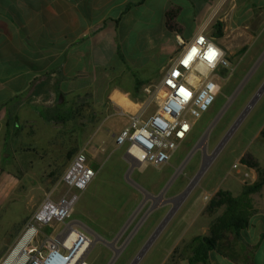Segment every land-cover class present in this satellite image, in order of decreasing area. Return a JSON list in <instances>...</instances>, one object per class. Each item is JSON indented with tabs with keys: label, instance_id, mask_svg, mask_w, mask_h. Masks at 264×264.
<instances>
[{
	"label": "rangeland",
	"instance_id": "1",
	"mask_svg": "<svg viewBox=\"0 0 264 264\" xmlns=\"http://www.w3.org/2000/svg\"><path fill=\"white\" fill-rule=\"evenodd\" d=\"M230 1L224 8L234 16L248 8L239 0L235 4ZM175 2L150 0L132 8L119 23L116 20L121 14H114V21H106L105 26L100 22L82 39L81 51L72 59L71 51L62 55L64 73L75 77L69 79L76 84L68 83V90L63 91L59 89L62 84H55L56 74L38 84L35 91L46 92L53 99L50 114L57 115L60 111L68 116L79 107L81 117L78 115L77 120L84 121L87 127L80 123L74 127L70 120L64 124L52 116L55 128L34 127L35 134L41 128L47 130L41 143L45 147L34 148L17 161L2 162L9 174L3 180L0 175V264L51 192L56 197L77 193L78 201L65 221L39 226L33 244L42 243L62 230L65 236L74 229L91 239L81 264H90V257H95L96 264L104 260L110 264L113 257L111 264H190L175 250L194 234L211 233L212 224L226 209V205L209 209L212 199L218 197L217 192L226 189L237 195L244 184L264 177V12H245L242 15L246 18L242 19L222 18L226 11L222 14L217 11L219 0ZM175 5L182 7L175 21L179 27L185 23L181 33L187 40L196 32L198 23L207 20L214 35L215 23L223 22V34L214 36L226 49L230 67L220 70V92L210 108L194 119L192 132L174 151L170 162L148 165L142 170L130 160L128 145H120L116 140L129 124L132 113L115 107L106 98L119 87L132 92L135 99L133 94L131 99L141 105L145 86L160 82L180 50L176 31L166 27V11ZM52 24L56 29L51 33L57 37L63 25L58 21ZM243 47L246 50L242 51ZM93 78L95 85L87 84ZM139 79L145 85L138 95ZM96 88L101 100L90 95ZM92 111L98 119L94 124L84 118ZM37 140L35 136L36 147ZM55 142H59L60 148L50 151ZM74 148L75 152L85 148L91 165L97 169L96 177L84 191L70 189L60 182L72 159L67 158V153ZM250 202L253 207L264 204V186L250 196ZM256 213L263 218L264 209ZM231 241L218 245L222 262L251 264L257 249L253 248L250 236L242 231L239 237L232 236ZM31 244L32 241L29 249ZM258 246H264V240Z\"/></svg>",
	"mask_w": 264,
	"mask_h": 264
},
{
	"label": "crops",
	"instance_id": "2",
	"mask_svg": "<svg viewBox=\"0 0 264 264\" xmlns=\"http://www.w3.org/2000/svg\"><path fill=\"white\" fill-rule=\"evenodd\" d=\"M149 1L0 0V175L2 180L6 179L9 174L7 167L2 165L3 161L5 163L11 160L17 161L21 157L31 154L32 149L45 147L41 143L47 130L41 128L42 130L39 129L35 134L34 127L36 125L39 128L41 126L55 128L52 127V119H54L52 116L55 117V115L50 114L51 111L48 112L50 106H52L51 100L53 99L49 98L46 92L35 91L39 86L38 84L44 83V78L49 79L50 76L55 74V84H62L59 89L63 91L68 90V83L73 84L72 82H76L69 79L75 77L66 76L65 73L63 75L58 69L51 71V68L59 67V64L51 67V57H54V61L62 60L63 53L68 51L73 52L72 55H75L81 51L79 46L83 45L82 39L88 37L99 26L100 22H104L102 25L105 26L106 21H114V14H121L118 19H122L132 8ZM166 1L171 4L176 3L175 0ZM219 1L216 9L222 14L226 11L224 5L228 0ZM131 2L140 4L132 5L128 12L122 15L125 6ZM230 2L235 4L236 0H231ZM239 2L248 8L246 10L241 9L237 16L230 14L227 10L222 18L232 19L235 17L242 19L246 18V16L242 15L245 12L254 10L264 12V0H239ZM177 6L175 5L168 10H176V19L182 9L181 6L176 9L175 7ZM253 7L257 9H253ZM117 8H120V10ZM52 21H58L63 25L60 27L57 37L51 33L56 29ZM205 23H207V20L198 23L196 32ZM181 24L180 32L176 31L177 37L179 35L183 36L181 31H184L185 23L182 22ZM211 36L221 44L218 38L212 34ZM64 62L65 60L63 61L62 69ZM12 70L14 71L12 72ZM87 84L95 85L94 78ZM90 93L92 99L101 100L98 88L90 91ZM119 94L126 98L125 105L119 102L115 103L117 102L116 96ZM132 94V92L129 93L127 90L116 87L106 99L112 101L115 107L119 106L127 109V113H135L139 110L140 104L131 99L130 96ZM132 97L135 99L134 94ZM35 101H37V105H35ZM35 108H38V112ZM127 125L128 122L125 126ZM50 130L52 131V129ZM55 132L57 133L58 131ZM35 136H38L37 147L34 144ZM28 137H32V139L28 141ZM64 143L63 139L62 147ZM57 147L60 148L59 142H55L53 147L51 146L49 149L50 151H56ZM254 208L258 212L264 209V204L260 206L254 204ZM261 216L262 214L256 213L249 226L243 230L248 234V237L250 236L253 248L257 249L254 252L255 257L251 264H264V246L261 248L258 246L264 240V215L263 218ZM21 231L23 232V228ZM210 255L212 264H224L219 251L213 250Z\"/></svg>",
	"mask_w": 264,
	"mask_h": 264
},
{
	"label": "built area",
	"instance_id": "3",
	"mask_svg": "<svg viewBox=\"0 0 264 264\" xmlns=\"http://www.w3.org/2000/svg\"><path fill=\"white\" fill-rule=\"evenodd\" d=\"M177 39L179 53L160 82L145 86L143 103L137 112L129 114V124L116 139L118 144L128 145L130 160L142 170L148 165L170 162L174 151L192 132L194 119L210 108L220 92V70L230 67L226 49L211 36L207 23L192 38L187 40L179 35ZM96 175L97 169L82 148L72 157L60 182L70 189L84 191ZM77 201V193L56 197L51 192L45 196L28 223L36 226V232L24 264H68L73 259L76 247L66 245L65 230L42 243H33L39 226L65 221L71 217Z\"/></svg>",
	"mask_w": 264,
	"mask_h": 264
},
{
	"label": "trees",
	"instance_id": "4",
	"mask_svg": "<svg viewBox=\"0 0 264 264\" xmlns=\"http://www.w3.org/2000/svg\"><path fill=\"white\" fill-rule=\"evenodd\" d=\"M140 3H128L125 6V9L122 13V15L126 14L128 10L132 7V5H138ZM177 12L176 10H170L166 13V26L171 31H178L180 32L179 24L175 21V16ZM121 20L117 19L116 22L119 23ZM222 21L218 20L215 23L213 34L216 37H219L223 34L222 30ZM246 50V47L242 48V51ZM71 56L72 53L70 54ZM54 57H51V67L57 66L59 64V67H53L52 70H59L63 75L64 71L62 69V64L64 59H58L57 61H54ZM71 57L70 59H72ZM36 68V67H35ZM14 70H12L13 72ZM145 82L142 80L137 81L136 85V91L138 92V95L140 94V88L142 85H144ZM61 108V107H59ZM81 110L79 107H75L73 111L70 112V115H62L60 114V111L57 115H55V118H57L60 121H63L64 124L66 123V120H70L74 123V127H76L79 123L81 126H86V123L84 121H78L77 117L78 115L81 117ZM96 112L92 111L88 115V117L84 116L86 118L87 122L89 123H95L97 117L95 115ZM77 115V116H76ZM94 120V122H92ZM75 131V130H73ZM262 133H264V128L262 130ZM76 148L73 150H69L67 153V158L71 159L74 156ZM244 160V158H242ZM264 186V177H260L259 179L255 180L253 183L244 184L242 187V190L237 195H234L231 191L226 189H220L217 192L216 198H213L210 202L209 209L215 210L222 205H226L225 211L215 220V222L211 226V233L205 234V233H197L191 236V238L182 246L175 250V253L179 254L183 259H187L190 264H212L211 262V251L216 250L218 251V245L220 242H225L228 240L229 242L231 240L232 236H235L236 238L240 236L241 232L246 229L250 224V219L254 214L256 213L255 208L252 206L250 202V196L253 193H256L262 189ZM233 234V235H231ZM95 257H90L89 261L90 264H96ZM107 260H104L102 264H105Z\"/></svg>",
	"mask_w": 264,
	"mask_h": 264
},
{
	"label": "bare ground",
	"instance_id": "5",
	"mask_svg": "<svg viewBox=\"0 0 264 264\" xmlns=\"http://www.w3.org/2000/svg\"><path fill=\"white\" fill-rule=\"evenodd\" d=\"M116 100L122 104H126V98L119 94L116 96ZM202 144V143H201ZM36 232V226L29 225L27 230L24 232L22 237L16 243L14 248L11 250L3 264H24L30 255L29 244L32 241ZM82 238V239H81ZM66 245L75 248L76 244L81 240V243L76 247L73 259L68 264H81L85 253L91 245V239L85 234H81L74 229H70L64 236Z\"/></svg>",
	"mask_w": 264,
	"mask_h": 264
},
{
	"label": "water",
	"instance_id": "6",
	"mask_svg": "<svg viewBox=\"0 0 264 264\" xmlns=\"http://www.w3.org/2000/svg\"><path fill=\"white\" fill-rule=\"evenodd\" d=\"M63 98V97H62ZM82 239V238H81ZM80 243H81V240H79V242L76 244V247H78L79 245H80ZM141 257V254H140V256H139V258ZM138 258V259H139ZM115 260V257H113V259H112V261H111V263L113 262ZM110 263V264H111Z\"/></svg>",
	"mask_w": 264,
	"mask_h": 264
}]
</instances>
